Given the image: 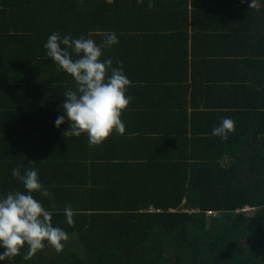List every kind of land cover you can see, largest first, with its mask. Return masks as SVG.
<instances>
[{"label": "trees", "instance_id": "obj_1", "mask_svg": "<svg viewBox=\"0 0 264 264\" xmlns=\"http://www.w3.org/2000/svg\"><path fill=\"white\" fill-rule=\"evenodd\" d=\"M0 264H264V0H0Z\"/></svg>", "mask_w": 264, "mask_h": 264}]
</instances>
